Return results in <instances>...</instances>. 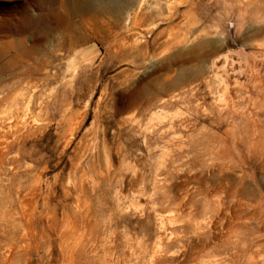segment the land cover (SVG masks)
I'll return each instance as SVG.
<instances>
[{
  "label": "rangeland",
  "instance_id": "rangeland-1",
  "mask_svg": "<svg viewBox=\"0 0 264 264\" xmlns=\"http://www.w3.org/2000/svg\"><path fill=\"white\" fill-rule=\"evenodd\" d=\"M88 2L0 0V264H62L79 219L80 264H264L263 98L249 133L206 87L264 74V0Z\"/></svg>",
  "mask_w": 264,
  "mask_h": 264
},
{
  "label": "bare ground",
  "instance_id": "bare-ground-1",
  "mask_svg": "<svg viewBox=\"0 0 264 264\" xmlns=\"http://www.w3.org/2000/svg\"><path fill=\"white\" fill-rule=\"evenodd\" d=\"M89 0H71V5H72V9L74 11V13L76 12H83L85 11L88 7H89ZM189 12V11H188ZM189 14V13H188ZM244 15V14H243ZM36 22V21H35ZM33 21V23H35ZM175 38L177 39L176 41H181L179 38V34H177L175 36ZM214 54V51H212L211 53L208 54V56L210 57L211 55ZM239 54V53H238ZM205 57H207V55H205ZM208 69L210 72L213 73V77L215 80H217V82L214 81V79H211L209 81L206 82V87H207V91H209L212 94L218 93V92H223V94L228 95L231 98V102L230 104L227 106V110H228V114L226 116H224V110L220 109L217 107V105L215 104L211 109L212 112L215 114V116L218 119L221 118H227V117H232L234 119H238L239 121L243 122L244 121V125H242L243 127H245L246 132L251 133V126L248 125V123L246 121H248V117L247 114L250 115L251 118H253L254 124H253V128L255 129L256 127V120L257 118H255V114L251 111L250 107L248 104H246L244 106V108H242L241 103L243 104V102H240L239 97L242 93H246L247 94V101L248 102H252L254 99L252 98V94L253 93H257V95L261 98H263V102H264V74L261 73V67H258V65L255 62H252L251 60L246 59V62L243 61V59L241 58L238 61V66L239 69L243 66L246 67L245 72L246 74L244 75H248L246 77V81L244 83H239L238 81L236 82V80L233 81L234 83V88L238 89V94L235 97H232L231 94V81H230V76L228 74V71H235L236 67L234 66L233 62H227L226 58L223 59V62L219 63L218 59H214V58H210V60H208ZM236 65V64H235ZM237 66V67H238ZM243 71V70H242ZM237 73H242L241 69L237 72ZM218 78V79H217ZM235 99V100H234ZM245 100V98H244ZM252 100V101H251ZM193 101H198L197 99V93L193 92L187 99H186V103H191ZM255 102V101H254ZM253 102V104H254ZM196 106H200V103L197 102ZM246 111H248V113L246 114ZM233 120V119H232ZM233 126V124H232ZM237 126V125H236ZM239 126V125H238ZM261 126V125H260ZM241 127V126H240ZM239 127H237L238 129ZM236 129V130H237ZM260 130V129H259ZM264 130V129H263ZM261 132V131H260ZM241 134V133H240ZM253 134V133H252ZM244 135V134H243ZM247 135V134H246ZM243 137V136H242ZM240 140V139H239ZM262 145L264 146V141L262 142ZM212 211V210H211ZM216 212V211H215ZM214 212V213H215ZM208 212L204 213V215H207ZM212 219V218H211ZM210 220V219H209ZM212 222V221H211ZM163 223H165V221H163ZM209 223V222H208ZM214 223V222H213ZM212 223V224H213ZM211 224V223H210ZM211 224V225H212ZM79 225L82 226V233L79 237V239L77 241H73L69 244L63 245L64 241L61 242V249H62V264H80V260L82 258V255L84 254V252H86V250H88L87 247V242H90L89 239L85 238L84 240V236L86 233V228L83 227V223L82 221L79 219ZM213 226V225H212ZM216 226V225H215ZM167 228V227H166ZM197 228V227H196ZM212 228V227H211ZM210 229V228H209ZM213 229V228H212ZM166 230V229H165ZM172 230V229H171ZM197 230V229H196ZM206 230V228H205ZM214 230V229H213ZM216 230V228H215ZM217 231V230H216ZM211 232V231H210ZM168 233V232H167ZM194 233V232H193ZM208 233V232H207ZM206 234V233H205ZM220 234V233H219ZM195 235V234H194ZM202 235V234H201ZM206 236V235H205ZM218 236V235H217ZM50 237V236H49ZM215 237V236H213ZM222 238V237H221ZM32 239V238H31ZM51 239V238H50ZM177 239V238H176ZM34 241H37V239H32ZM161 242V241H160ZM172 242V241H171ZM175 242V240H174ZM181 242V241H180ZM141 243V242H140ZM203 243V242H202ZM161 244V243H160ZM165 244V243H163ZM185 244V243H184ZM183 244V245H184ZM188 244V243H187ZM191 244V243H190ZM201 244V243H200ZM142 246V243H141ZM169 246V245H167ZM194 246V245H193ZM196 246V245H195ZM200 246V245H199ZM234 245H230L229 243H226L225 240L220 239V238H215L213 240L212 243H208V241H206V243L203 244V248L201 246V248L203 249V251H207V252H211L213 253H217L220 254L223 251H225L226 249H230L233 248ZM144 247V246H143ZM185 247V246H184ZM140 248V247H139ZM160 248V247H158ZM186 248V247H185ZM189 248V246H188ZM195 248V247H194ZM157 249V248H156ZM198 249V246H197ZM142 250V249H141ZM158 250V249H157ZM184 250V249H183ZM186 250V249H185ZM195 250V249H193ZM155 251V250H154ZM188 251V250H187ZM192 251V249H191ZM202 251V250H201ZM140 252V251H139ZM147 253V252H146ZM145 253V254H146ZM184 253L186 254V252L184 251ZM183 253V254H184ZM140 254V253H139ZM153 254V253H152ZM180 254V253H179ZM158 255V253H157ZM145 257V256H144ZM154 258L150 260L151 264H162V259L159 260L158 256L157 258H155V256H153ZM165 262V261H163ZM201 264H214L212 261H210L209 263L206 262H202ZM216 264V263H215Z\"/></svg>",
  "mask_w": 264,
  "mask_h": 264
}]
</instances>
